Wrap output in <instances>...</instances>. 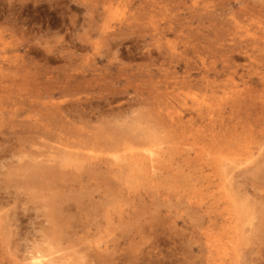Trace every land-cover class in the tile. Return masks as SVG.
<instances>
[{
    "label": "rangeland",
    "instance_id": "obj_1",
    "mask_svg": "<svg viewBox=\"0 0 264 264\" xmlns=\"http://www.w3.org/2000/svg\"><path fill=\"white\" fill-rule=\"evenodd\" d=\"M263 108L264 0H0V264H264Z\"/></svg>",
    "mask_w": 264,
    "mask_h": 264
},
{
    "label": "bare ground",
    "instance_id": "obj_2",
    "mask_svg": "<svg viewBox=\"0 0 264 264\" xmlns=\"http://www.w3.org/2000/svg\"><path fill=\"white\" fill-rule=\"evenodd\" d=\"M227 100V99H226ZM237 102V101H236ZM264 109V108H263ZM216 110V109H215ZM219 110V109H218ZM213 139V138H212ZM149 142V141H148ZM128 148V147H127ZM135 148V147H134ZM130 150V149H129ZM135 150V149H134ZM146 150V149H145ZM168 150V149H167ZM133 156V155H132ZM264 159V158H263ZM101 160V159H100ZM147 161L148 162V165L151 167V168H153L155 165H154V163L156 164V158H155V156L154 155H144L143 153L142 154H138V155H135V156H133V157H131V160H130V162H129V165H136L138 162L141 164L142 163V161ZM56 161V160H55ZM29 163V162H28ZM144 163V162H143ZM139 164V165H140ZM145 164V163H144ZM143 164V165H144ZM127 165V164H126ZM143 165H141V166H143ZM105 166V165H104ZM128 166V165H127ZM130 166V167H131ZM137 166V165H136ZM97 167V166H96ZM101 167V166H100ZM134 168V167H133ZM136 168V167H135ZM238 168V167H237ZM35 169H37V167L35 168ZM120 170V169H119ZM233 170V169H232ZM36 171V170H35ZM41 171V168L39 167L38 168V170L35 172V173H39ZM44 171H46V170H44ZM48 171V170H47ZM121 171V170H120ZM130 171V170H129ZM42 172V171H41ZM40 172V173H41ZM51 172V171H50ZM143 172V171H142ZM240 172V171H239ZM46 173V172H45ZM53 173V172H52ZM146 174V173H145ZM233 174V173H232ZM262 175V174H261ZM133 176V175H132ZM63 177V176H62ZM134 177V176H133ZM121 178V177H120ZM119 178V179H120ZM132 182V181H131ZM231 182V181H230ZM156 183V182H155ZM214 184V183H213ZM225 184V183H224ZM233 184V183H232ZM218 185V184H217ZM229 186V185H228ZM157 187V186H156ZM218 188V187H217ZM230 189V188H229ZM190 190V189H189ZM211 190V189H210ZM233 190V189H232ZM213 191V190H212ZM222 191V190H221ZM224 191V190H223ZM128 192V191H127ZM228 193V192H227ZM232 193V192H231ZM234 193V192H233ZM127 194V193H126ZM230 195V194H229ZM228 196V195H227ZM226 197V196H225ZM131 198V197H130ZM230 198V197H229ZM232 198H233V196H232ZM133 199V198H132ZM228 199V198H227ZM244 199V198H243ZM131 200V199H130ZM229 200V199H228ZM246 200V199H245ZM231 201V200H230ZM128 202V201H127ZM234 202V201H233ZM129 203V202H128ZM124 204V203H123ZM246 205L248 204V203H245ZM239 207V206H238ZM253 207V206H252ZM121 208V207H120ZM237 211H239L238 209H237ZM253 211V210H252ZM245 212V211H244ZM218 214H219V212H218ZM244 215V214H243ZM249 215V214H248ZM251 215V214H250ZM106 216V215H105ZM264 216V215H263ZM243 217V216H242ZM249 223H250V221H249ZM60 226V225H59ZM112 227V226H111ZM57 229V228H56ZM110 230V229H109ZM243 232V231H242ZM246 232V231H245ZM248 232V231H247ZM246 234V233H245ZM111 235V234H110ZM249 237V236H248ZM61 238V237H60ZM232 240V239H231ZM94 241V240H93ZM246 241V240H245ZM220 242V241H219ZM235 242V241H234ZM233 242V243H234ZM100 243H102V242H100ZM246 243V242H245ZM37 248V247H36ZM223 248V247H222ZM216 250V249H215ZM33 251V250H32ZM78 251V250H77ZM85 253V252H84ZM83 253V254H84ZM45 253H43L42 251H37V249H36V251L35 252H33V254H32V252H31V256L29 257V263L30 264H47L46 262L47 261H49V258H47V256H45L44 255ZM86 254V253H85ZM48 255V254H47ZM26 256V255H25ZM28 257V256H27ZM85 257V256H84ZM87 257V256H86ZM59 258V257H58ZM77 259H79V258H77ZM91 259V258H90ZM93 259V258H92ZM94 260V259H93ZM28 261V260H27ZM26 261V262H27ZM22 262V261H21Z\"/></svg>",
    "mask_w": 264,
    "mask_h": 264
}]
</instances>
